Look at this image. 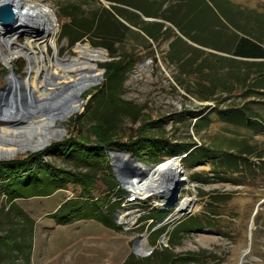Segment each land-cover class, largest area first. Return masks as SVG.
<instances>
[{
    "label": "rangeland",
    "instance_id": "1",
    "mask_svg": "<svg viewBox=\"0 0 264 264\" xmlns=\"http://www.w3.org/2000/svg\"><path fill=\"white\" fill-rule=\"evenodd\" d=\"M34 1L47 6L56 22L53 45L48 46L44 52L47 64L54 65L56 55L61 58L77 56L93 49L105 50L107 55L102 51L108 59L93 64L101 70L102 80L98 86L85 93L81 111L62 124L66 129L62 137L42 150L16 154L2 158L0 162L24 160L33 154L41 153L44 172L52 173L50 170L58 175H62L59 170L96 173L99 168L97 164L87 166L82 160L85 159L84 156L78 155L77 151L65 155L59 147L68 142H80L86 147L98 143L97 138L104 134V125L97 123L96 119L116 124L117 130H114L112 137L108 139L129 144L133 137L136 140L146 135L155 139L168 138L171 141L168 149L176 148L177 142L194 146L191 151L175 156L187 153L188 157L192 152L193 157L191 161L184 158L180 162L188 173L189 184L181 187L176 205L166 211L155 208L145 215L137 226L127 230L117 222L116 230H107L97 223L84 222L71 227H59L52 215L68 199H72V185L71 190H59L48 197L11 203L3 188L6 182L4 173L0 170V264H264V164L259 158V155H264L263 103H254L253 98L243 100L239 93L225 96L218 102L206 103L196 99L176 80L179 75L176 68L165 63L169 42H154L152 47H149L136 34H132L125 44L110 46L116 56L132 52L137 62L127 74L124 91L119 95L120 100L115 102L107 94L108 101L101 104L99 95L96 94L106 82L105 64L115 59L111 57V50L103 47L102 41L93 37L92 33L77 43H71V37L65 36L63 29L73 17H91L94 12L99 13L103 8L118 4L106 0H88L87 3H81L80 8L77 7L74 16H69L68 11L74 8V0ZM116 1L124 4H119L120 7L141 16L143 12H150L152 6L150 0ZM159 4V0H154L155 7ZM206 4L217 7L220 12L237 4L244 9L264 14V0L171 2V11L179 13L178 16L182 15L186 19L188 29L196 30L204 42L213 43L209 40L210 35L221 38L231 35L226 28L215 29L218 20L210 16V7L207 8ZM171 11L168 10L166 15L170 16ZM167 26L175 29L170 23H167ZM20 33L11 35L16 39L12 46L14 51L25 46L29 38L26 31L22 30ZM84 45L92 48L88 49ZM34 48L41 53L38 45ZM28 66L29 61L24 56L12 63L14 72L20 76L26 74ZM10 68L0 54V90L9 86ZM44 74L43 72L42 75ZM207 105H212V108L199 116ZM234 106H245L248 107L249 113L260 114L258 121L261 124L245 128L224 121L220 111L233 113L231 109H234ZM189 113L198 116L191 117ZM205 115L209 119L208 127L204 126L208 121L201 119ZM197 121L200 126L194 128ZM142 128L145 131L141 130ZM162 128L165 129L164 133ZM238 142L241 143L236 145ZM243 146L248 154L243 155L239 169L236 170L234 158L229 156L238 154V150ZM104 148L105 157L96 158L108 160L113 168L112 148L106 145ZM175 156H165L162 161L152 165ZM140 159L141 162L146 161ZM55 173L53 174L56 175ZM31 176L35 180L38 174ZM99 178L104 180L106 177L101 173ZM117 182L118 185L122 184L118 180ZM67 184L70 185L69 182ZM48 192L49 189L45 188L40 193ZM185 198H192L194 202L192 210L188 213L177 210V206ZM170 214H173L172 221L156 228L157 223L165 220ZM192 217H199L202 226L190 232L178 231L182 224L190 221ZM150 220H153V223H150ZM30 223L33 226V234H29L30 229L26 227L27 236H23V228ZM163 236L168 239V245L161 243ZM143 238L155 249L149 257H143L137 251V243Z\"/></svg>",
    "mask_w": 264,
    "mask_h": 264
},
{
    "label": "trees",
    "instance_id": "2",
    "mask_svg": "<svg viewBox=\"0 0 264 264\" xmlns=\"http://www.w3.org/2000/svg\"><path fill=\"white\" fill-rule=\"evenodd\" d=\"M74 1V8L68 11L69 16H74L78 10L77 7L80 8L81 3H87L88 0ZM106 1L118 4V6L111 5V8H103L104 10L101 9L99 13L94 12L91 17H73L63 29V34L71 37V43H77L92 33L93 37L102 41L103 47L111 50V57L115 59L105 64L106 82L96 94L99 95L101 104L108 101L107 94L115 102L120 100L119 95L124 91L127 74L133 70L137 62L132 52L116 56L110 45H123L130 35L136 34L149 47H152L154 42H169L165 63L176 68L179 74L176 76V80L186 89L187 93L196 99L206 103L218 102L225 96L239 93L243 100L253 98L254 103L260 101L257 103L264 105V14L244 9L237 4H233L230 9L227 8V10L220 12L217 7L206 4L207 8L210 7V16L218 20L215 29L226 28L228 33L231 32V35L223 38L210 35L209 40H212V43L204 42L205 40L198 36L196 30L188 29L186 19L182 15L178 16L179 13L176 14L171 11L170 4L176 0H159L158 7L154 6V0H150L152 3L151 10L147 13L143 12L142 16L120 7L119 4L124 5L121 2ZM168 10L172 12L170 16L166 15ZM167 23L172 24L179 33L167 26ZM84 46L88 49L92 48L89 45ZM103 51L107 55L106 51ZM211 108L212 105L205 106L198 115H203ZM231 110L234 112L220 111V115L228 123L245 128L257 127L261 124L258 121L260 114L249 113L248 107L234 106V109ZM189 115L196 118L198 116L192 113ZM207 115L201 118L208 121L204 125L205 127L209 126ZM96 120L100 125H104L102 130L105 134H102L103 138H97L99 142L95 143L96 145L92 144L93 146L86 147L80 142H68L59 146L65 155L77 151L78 155L84 156L85 159L82 160L87 166L97 164L99 168H97L96 173L59 170L62 175H58L49 169V172L52 173L44 172L43 165H41L43 162L41 153L33 154L24 160L0 162V170L4 173L6 182L3 188L8 200L14 203L19 200L48 197L59 190H71L70 186L72 185L71 191L74 194L72 199H68L52 215L55 223L58 226H68L83 221H96L105 227L116 230L118 227L115 214L119 208V203L113 202L112 197L119 195L120 185H118L116 174L114 175L115 171L113 173L114 168L109 161L96 158L105 157V145L112 149L132 153L140 161V158L146 159V161L148 160V162H144L146 164L157 163L162 161L165 156H175L194 148L193 145L177 142L176 148L168 149L171 142L168 138L155 139L147 135L138 140L133 137L129 144L117 142L114 139H108L112 137L114 130H117L116 124L100 119ZM198 121L194 128L200 126ZM141 130L145 131L144 128ZM162 130L164 133L165 129L162 128ZM239 143L241 142L236 143V145ZM244 149L243 146L241 150H238L239 155L234 153V156H229V158H234V169L236 168V170L239 169L238 166L243 155L248 154L247 150ZM192 154L191 152L186 159L191 161ZM259 158L264 164V155H259ZM75 160L79 161L78 158ZM35 167L37 168L35 169ZM101 173L106 177L104 180L99 178ZM35 174L38 176L33 180L30 175ZM45 188L49 189V192L40 193ZM31 223L30 225L24 224L23 236H27L26 227L30 229L29 234H33ZM201 223L199 217H192L190 221L182 224L178 231L190 232L192 229L202 226ZM12 239L14 241V237ZM29 247L31 248V245Z\"/></svg>",
    "mask_w": 264,
    "mask_h": 264
},
{
    "label": "bare ground",
    "instance_id": "3",
    "mask_svg": "<svg viewBox=\"0 0 264 264\" xmlns=\"http://www.w3.org/2000/svg\"><path fill=\"white\" fill-rule=\"evenodd\" d=\"M12 1L21 5L19 29L26 31L29 38L25 46L14 51V36L6 37L4 31H0V54L11 66L8 82L15 95L10 105L0 106V111L4 108L6 113L5 116L0 113V159L42 150L62 137L66 133L62 124L81 111L85 93L102 80L101 70L93 64L108 59L102 50L93 49L77 56L61 58L56 55L54 65L47 64L44 52L53 45L56 34L51 10L34 0ZM35 45L41 53L35 50ZM20 56L29 61L24 76L17 75L12 68L13 61ZM116 155L113 152V156ZM141 167L149 170V176L142 182H135L147 195L169 189L175 178L189 184L188 173L180 168L179 159L171 158L153 168L143 164ZM193 204L192 198H185L179 208L183 211Z\"/></svg>",
    "mask_w": 264,
    "mask_h": 264
},
{
    "label": "water",
    "instance_id": "4",
    "mask_svg": "<svg viewBox=\"0 0 264 264\" xmlns=\"http://www.w3.org/2000/svg\"><path fill=\"white\" fill-rule=\"evenodd\" d=\"M17 3L12 0H0V25L4 28V33L6 37L13 35L15 32L20 33L23 29H19L21 26L20 23V13L18 9ZM10 70V69H9ZM15 97L14 91L11 89L10 85L6 88L0 90V106L10 105ZM6 104V105H5ZM0 113L5 116V109L2 108ZM113 152L117 155L113 156ZM112 156V165L116 174L117 179L123 185H129L137 182H142L149 176V170H145L141 167V165H145L147 167L153 168L155 165L146 164L144 162L139 161L136 157L124 150H111ZM177 156L173 157L175 159ZM180 168H182L180 166ZM165 177V182L167 180ZM184 184L180 182L177 178L173 181V189L170 187L169 189H161L157 193L161 198L166 199L172 204L178 200L177 196L181 187ZM171 199V200H170ZM258 211H256L257 213ZM255 213V215H256Z\"/></svg>",
    "mask_w": 264,
    "mask_h": 264
},
{
    "label": "built area",
    "instance_id": "5",
    "mask_svg": "<svg viewBox=\"0 0 264 264\" xmlns=\"http://www.w3.org/2000/svg\"><path fill=\"white\" fill-rule=\"evenodd\" d=\"M18 6H19L18 7L19 13L21 16V12H20L21 5ZM0 31H5L1 25H0ZM187 155L188 154L186 153V155L177 156L175 159H179V161L181 162L184 158L187 157ZM180 166L182 167V169H184L182 164ZM119 188H120L119 195L117 196L113 195L112 201L119 203V208L115 214L116 222L119 223L122 226V228L125 227L126 230L129 229L130 227L137 226L140 220L145 215L150 214L155 208L160 209L161 211H166L167 209L171 208L168 205V203H170L169 201H167L164 198H161L158 195V193L154 195L152 194L147 195L145 192L139 189L136 182L126 186L120 184ZM181 204L177 206V210L180 212H182L179 208ZM175 205L172 204L171 206H175ZM191 210L192 208H185L183 211H185V213H188ZM172 216L173 214H170L165 220L158 222L156 228L167 225L169 222L172 221L173 219ZM149 222L153 223V220H150ZM161 243L164 245H168V239L165 236H163L161 239ZM140 247H142L143 249H141ZM137 251L141 256L149 257L154 253L155 249L150 245H148L145 242V239L143 238L139 244L137 243Z\"/></svg>",
    "mask_w": 264,
    "mask_h": 264
},
{
    "label": "crops",
    "instance_id": "6",
    "mask_svg": "<svg viewBox=\"0 0 264 264\" xmlns=\"http://www.w3.org/2000/svg\"><path fill=\"white\" fill-rule=\"evenodd\" d=\"M58 1H61V0H58ZM57 193V192H56ZM116 221V220H115ZM84 223H97V224H99L101 227H103L104 229H107V230H112V229H110V228H108V227H105L104 225H102L101 223H99V222H96V221H83ZM77 224V223H76ZM75 225V224H74ZM72 225H68V226H62V227H71ZM60 227V226H59Z\"/></svg>",
    "mask_w": 264,
    "mask_h": 264
}]
</instances>
